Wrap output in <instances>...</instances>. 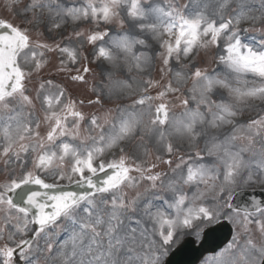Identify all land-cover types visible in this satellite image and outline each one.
Here are the masks:
<instances>
[{
  "label": "snow or ice",
  "instance_id": "6c2138e0",
  "mask_svg": "<svg viewBox=\"0 0 264 264\" xmlns=\"http://www.w3.org/2000/svg\"><path fill=\"white\" fill-rule=\"evenodd\" d=\"M3 9L21 21L0 18V161L6 172L0 182V264H41V255L43 264H164L182 237L200 243L205 229L221 220L235 226L232 239L202 264H264V203L233 204L245 187L264 185V114L241 123L253 102L264 104V27H241L264 25V0H190L182 6L152 0H82L79 6L3 0ZM69 20L96 27L74 30L51 45L33 39V31H59ZM101 23L115 24L117 31H101ZM249 32L262 38H249ZM85 44L96 60L110 66L105 83L93 87L95 99L89 104L131 87L117 73H144L155 58L160 60L161 79L168 78L163 90L152 97L145 89L130 106H147V124L142 113L118 106L119 115L109 110L104 124L91 116L82 133L87 118L53 80L42 79L35 97L27 94L26 80L49 63L46 53L58 54L55 72L61 73L78 63ZM209 52L217 67L197 66L201 54ZM70 79L83 82L85 77L78 72ZM189 81L180 104L184 111L173 117L165 97L181 92ZM145 83L161 87L151 78ZM37 101L43 119L33 123L31 111L26 117L24 109H34ZM41 125L47 129L43 135ZM156 133L169 155L178 150L172 134L189 142L203 139L205 150L180 156L174 167L171 159L162 160L170 172L161 173L154 171L155 164L135 163L121 146L139 134L135 147H142L144 137ZM118 146L119 159L107 162L105 154ZM65 179L78 190H64L60 182ZM141 182L148 185L143 191L137 190ZM125 188L135 194L129 196ZM61 232L62 242L57 240Z\"/></svg>",
  "mask_w": 264,
  "mask_h": 264
},
{
  "label": "rangeland",
  "instance_id": "374dc122",
  "mask_svg": "<svg viewBox=\"0 0 264 264\" xmlns=\"http://www.w3.org/2000/svg\"><path fill=\"white\" fill-rule=\"evenodd\" d=\"M154 4H160L164 5L166 3H175L176 5H185L190 4V0H152ZM61 3H63L65 6H79L82 3V0H61ZM235 5H233L234 7ZM126 10H122L123 12ZM212 9H209V14L212 13ZM230 11V10H229ZM0 18H3L5 20H8L9 22H12L13 24H19L21 21V18L17 15H13L12 13H9L8 11L3 9V0H0ZM256 27L261 28L264 27V25L260 23H256L255 25L245 22L241 24L242 28H250V27ZM95 25L90 24L89 22H80L78 24H73L70 20L67 22V24L60 29L59 31L55 32H48L46 29H43V35H38L36 31H33L32 36L33 39L39 38L40 41L53 44L56 42H61L66 37H68L74 30H81V29H89L94 28ZM99 30L103 31L105 27H111L112 31L115 33L117 31V26L115 24L108 26L101 23L99 26ZM127 27V26H126ZM247 37H255L256 41L262 38L260 32H250V34L247 33ZM150 43H153L151 39L149 38ZM245 42H249L247 39ZM74 45L79 44L78 41H73ZM158 47L154 48V51H158ZM137 51H140L139 48H137ZM219 53H216L218 55ZM87 57L86 59L84 57ZM45 59L49 61L47 66L44 68L42 72L39 74H32L29 79L26 80V90L27 94L30 96L35 97L36 95V89L39 85V82L42 79H51L56 84L60 85L65 90L66 97H71L73 100L77 101V110L81 111L85 117L87 118L82 123V133L88 129L89 123L88 120L91 118V116L96 115L100 117V123L104 124V120L106 117V114H108L109 110L111 111L112 116H118V112L116 111L117 107H128L129 110H134L137 113H142V120L145 124L148 123L150 119V114L148 111L147 106L144 108L135 107L134 109L130 106L133 105L134 101L139 99L141 95L144 94V90L148 89L147 95L155 97L157 95V92L163 90V86L168 82V78L165 77L164 79H161L160 75V67L161 62L158 58H155L152 62V66L148 69L147 72L140 73L136 71H132L130 73L123 72V73H117V75H120L122 78H126L131 87L124 91L122 94H120L118 97H113L112 99L104 98L102 99L101 103H93L89 104V100L95 99V94L92 92L93 87H99L103 83H105L106 80V71L109 70L110 66L107 64L104 60H96L93 55V49L91 46L85 44L82 50V56L79 59L78 63L71 64L69 63L67 65L68 71L56 73L55 72V66L59 62V57L57 53H46ZM87 66L89 67L90 71L88 73L83 72V68ZM199 67H207L209 70L214 69L217 67L215 60H214V54L212 52L207 53L204 55L201 54V58L199 59V62L197 64ZM194 70V69H193ZM222 70V69H221ZM79 72V74L84 75L85 80L83 82L81 81H72L70 79L71 75H76ZM149 78L160 81L161 87L160 88H148V85L145 83ZM247 79L251 80V77H248ZM191 86V82L185 86H182L181 92L176 94H169L165 97L166 102L168 103V107L170 109V115L173 117H178L181 115V113L184 111V109L180 106L181 100L185 98L184 93L186 92V89ZM179 97V98H177ZM215 99V97H213ZM79 101H83V104H79ZM159 101H156L155 103H158ZM191 107H195V104L190 105ZM264 110V104H261L260 101L253 102V107L251 110H246L242 119L241 123H246L249 119H254L260 114H264L262 112ZM29 111H31L32 116L31 119L33 120V123L38 120L43 119V109L40 105V103L37 101L35 104L34 109H24V114L27 117ZM154 112V108H153ZM46 128L44 125H41L40 132L41 134L46 133ZM99 130H97L98 132ZM166 132H171L170 128H165ZM95 134V133H94ZM171 142L177 146L178 150L175 151L173 154L169 155L164 150V144L160 143L158 141V133L145 136L144 137V143L142 147H135V145L138 143L139 140V134L137 135V138L130 141L126 145H121L122 147L126 148V154L134 160L137 164H143L145 168H147L149 165L155 164V172H161V173H169V165L162 162V160H168L171 159L173 161V167L175 166V163H178V158L180 156H187V155H193L196 151H204L205 150V141L203 139H198L195 142H189L187 139H182L178 137L175 134H172L170 137ZM167 142V141H165ZM118 146L111 150V152H108L105 154V160L107 162L118 160L120 153V147ZM257 147H259V144H257ZM145 150L147 151V154L145 153ZM161 157V160H157L156 157ZM209 163L214 162V158H208ZM99 163V161H97ZM10 168L13 167L12 165L9 166ZM16 174L19 175V169H16ZM133 176H138L137 173H132ZM6 177V172L4 171V164L2 161H0V182H3ZM47 180L53 182V178L50 176L47 178ZM69 181L67 179L63 180L62 183H68ZM147 183L141 182L138 186L139 191H143L145 187H147ZM251 188H262L264 189V185L256 183L251 184L244 189H251ZM124 192L128 193L129 196H132L135 194L133 190L130 189H123ZM0 222H2V218H0ZM235 232V226L232 224ZM252 232H253V238L259 243L261 240V236L259 232L256 231L255 225L252 226ZM234 234V233H233ZM184 237H182L183 239ZM66 239V236L63 232L60 233V235L57 237V240L63 241ZM181 239V240H182ZM231 240V239H230ZM2 243V241H0ZM41 244H43V241H41ZM211 255H208L206 257H210ZM205 257V258H206ZM204 258V259H205ZM200 261L202 262L204 261ZM41 264H43V256H40ZM164 260V258H163Z\"/></svg>",
  "mask_w": 264,
  "mask_h": 264
},
{
  "label": "water",
  "instance_id": "95a60500",
  "mask_svg": "<svg viewBox=\"0 0 264 264\" xmlns=\"http://www.w3.org/2000/svg\"><path fill=\"white\" fill-rule=\"evenodd\" d=\"M98 178L103 179L104 174H99ZM31 188L34 191H43L39 189L38 186H31ZM64 190L77 191L78 189L76 185L73 184L65 187ZM252 200L264 203V191H242L233 200V204L243 206L245 204H250ZM230 229L231 227L226 220L221 221L215 228L206 232L207 235L199 247L195 248L192 243L187 241L171 255L167 264H192L197 258L196 254L202 255L203 253L214 250L218 246L225 244L230 239V232L232 231Z\"/></svg>",
  "mask_w": 264,
  "mask_h": 264
}]
</instances>
